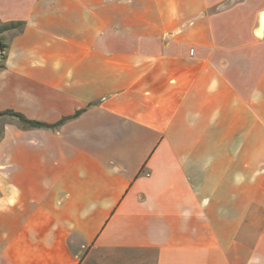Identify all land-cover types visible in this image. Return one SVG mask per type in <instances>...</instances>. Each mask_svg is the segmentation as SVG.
<instances>
[{
    "label": "crops",
    "instance_id": "0c3cea01",
    "mask_svg": "<svg viewBox=\"0 0 264 264\" xmlns=\"http://www.w3.org/2000/svg\"><path fill=\"white\" fill-rule=\"evenodd\" d=\"M0 20V264H264V0Z\"/></svg>",
    "mask_w": 264,
    "mask_h": 264
},
{
    "label": "trees",
    "instance_id": "16d2710c",
    "mask_svg": "<svg viewBox=\"0 0 264 264\" xmlns=\"http://www.w3.org/2000/svg\"><path fill=\"white\" fill-rule=\"evenodd\" d=\"M24 23L21 21H10L7 23H4L0 27V59L4 58L3 51L5 49V44L3 42V39L1 38V34L5 31L9 30H19L23 27ZM1 66V65H0ZM0 116H10L16 118L18 121H20L22 124L28 126V127H44V128H51L54 127L55 125L51 124H45V123H40L32 120H28L27 118L24 117L21 113L14 112L12 110H5L3 112H0Z\"/></svg>",
    "mask_w": 264,
    "mask_h": 264
},
{
    "label": "rangeland",
    "instance_id": "374dc122",
    "mask_svg": "<svg viewBox=\"0 0 264 264\" xmlns=\"http://www.w3.org/2000/svg\"><path fill=\"white\" fill-rule=\"evenodd\" d=\"M6 22H3L0 20V27ZM104 258H112V256L109 254L105 257V254H101V255H98L97 253H91L90 255H88V257L86 258V261L84 264H95L96 263V260L98 259H104Z\"/></svg>",
    "mask_w": 264,
    "mask_h": 264
}]
</instances>
